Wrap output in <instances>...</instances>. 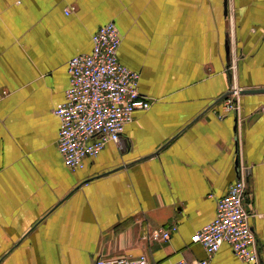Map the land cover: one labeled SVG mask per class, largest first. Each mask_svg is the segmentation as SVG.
<instances>
[{
	"label": "crops",
	"instance_id": "obj_1",
	"mask_svg": "<svg viewBox=\"0 0 264 264\" xmlns=\"http://www.w3.org/2000/svg\"><path fill=\"white\" fill-rule=\"evenodd\" d=\"M109 22L151 104L71 171L53 109L67 61ZM228 65L237 89L264 87V0H227L226 15L223 0H0V264L204 258L190 237L238 177L259 258L222 243L210 263L264 264V93L208 108L229 89ZM170 225L167 241L151 238Z\"/></svg>",
	"mask_w": 264,
	"mask_h": 264
},
{
	"label": "built area",
	"instance_id": "obj_2",
	"mask_svg": "<svg viewBox=\"0 0 264 264\" xmlns=\"http://www.w3.org/2000/svg\"><path fill=\"white\" fill-rule=\"evenodd\" d=\"M69 12L65 9V14ZM121 39L113 22L101 25L91 37V50L71 57L66 63L69 85L64 100L53 112L59 120L57 149L71 171L82 168L84 158L95 156L108 142L119 143L124 126L133 120L134 112L150 107V99L138 90L139 72L119 61ZM238 91L233 89L225 111L236 110L232 97L239 98ZM247 193L245 181L236 178L216 200L214 218L191 235V241L204 249V258L179 259L169 264H211L222 243H227L239 260L256 263L259 255L249 222L253 214L245 207ZM175 230V225L160 227L152 231L151 238L167 241ZM94 264L155 263L140 254L122 259L98 257Z\"/></svg>",
	"mask_w": 264,
	"mask_h": 264
},
{
	"label": "water",
	"instance_id": "obj_3",
	"mask_svg": "<svg viewBox=\"0 0 264 264\" xmlns=\"http://www.w3.org/2000/svg\"><path fill=\"white\" fill-rule=\"evenodd\" d=\"M223 8H224V14H227V0H223ZM228 74V79L229 82H231L232 79V75L230 73V71H227ZM239 94L241 95H248V94H260V93H264V87H256V88H240L239 89ZM232 93L231 90H227L225 91L222 95H220L218 98H216L213 103H211L208 108L216 105L220 100H222L225 96H227L228 94ZM122 168V167H120Z\"/></svg>",
	"mask_w": 264,
	"mask_h": 264
},
{
	"label": "rangeland",
	"instance_id": "obj_4",
	"mask_svg": "<svg viewBox=\"0 0 264 264\" xmlns=\"http://www.w3.org/2000/svg\"><path fill=\"white\" fill-rule=\"evenodd\" d=\"M228 71H230V73H231V75H232V79H231V82H229L230 84V86H229V89L228 90H231V91H233V89H236L237 88V86L234 84V80H235V77H234V74H233V69L231 68V65H228ZM240 89V88H239ZM231 94L232 93H230V94H228L227 96H225L222 100H220L219 102H221V101H223V108H224V106H225V103L231 98ZM237 95V94H236ZM239 96L241 95V94H238ZM240 100H239V98H238V96H234V97H232V104H234V106L236 107V111H238V106H240V102H239ZM218 102V103H219Z\"/></svg>",
	"mask_w": 264,
	"mask_h": 264
}]
</instances>
